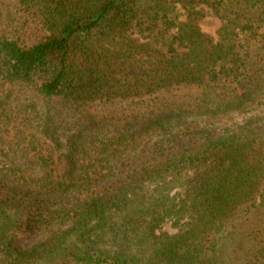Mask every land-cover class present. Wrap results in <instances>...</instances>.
<instances>
[{
  "label": "trees",
  "instance_id": "16d2710c",
  "mask_svg": "<svg viewBox=\"0 0 264 264\" xmlns=\"http://www.w3.org/2000/svg\"><path fill=\"white\" fill-rule=\"evenodd\" d=\"M262 108L264 0H0V264H264Z\"/></svg>",
  "mask_w": 264,
  "mask_h": 264
},
{
  "label": "rangeland",
  "instance_id": "374dc122",
  "mask_svg": "<svg viewBox=\"0 0 264 264\" xmlns=\"http://www.w3.org/2000/svg\"><path fill=\"white\" fill-rule=\"evenodd\" d=\"M11 5H15L10 3ZM207 16L204 19V22L202 23V31L206 32L207 34H209L212 37H217L219 30L222 28V23L215 17V15L210 11L207 10ZM23 14V13H22ZM178 14L181 15V20L185 21L186 20V16H185V11L182 9H178ZM22 21H29L30 23H32L31 18H29L28 16H22ZM251 119H256V120H260V121H264V108L256 111V112H252L249 113L248 115H242V116H236L233 120L234 124L237 123L239 125L244 124L245 122L251 120ZM3 152H10V155H12V157L14 158V160L18 161V163H20V165L22 167L23 166V159L21 160V158L18 156L14 155L16 153L15 149L6 145H3L0 143V160L3 161V163L7 164V160L2 158V153ZM17 154V153H16ZM21 162H19V160ZM30 169H32L30 167ZM161 233H170V234H176L178 233L177 228H175L173 226V223H167L166 225H164L163 229L159 231V234Z\"/></svg>",
  "mask_w": 264,
  "mask_h": 264
}]
</instances>
